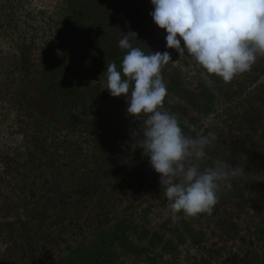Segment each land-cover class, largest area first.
Instances as JSON below:
<instances>
[{"label":"trees","instance_id":"trees-1","mask_svg":"<svg viewBox=\"0 0 264 264\" xmlns=\"http://www.w3.org/2000/svg\"><path fill=\"white\" fill-rule=\"evenodd\" d=\"M153 8L56 0L16 37L2 100L19 142L0 152V264H264V57L225 82L167 47ZM125 35L170 53L162 109L187 135L215 136L201 168L238 169L211 214L171 211L141 148L144 118L106 89Z\"/></svg>","mask_w":264,"mask_h":264},{"label":"clouds","instance_id":"clouds-1","mask_svg":"<svg viewBox=\"0 0 264 264\" xmlns=\"http://www.w3.org/2000/svg\"><path fill=\"white\" fill-rule=\"evenodd\" d=\"M155 24L167 32L169 49L188 54L207 73L232 81L264 57V0H151ZM183 42V46H182ZM127 50L121 66L108 63L107 90L125 97L127 113L143 119L141 148L173 213L211 214L222 187L231 188L238 169L216 160L201 168L206 149L215 140L193 129L187 135L175 114L162 109L167 87L162 68L172 60L169 52L146 54L127 35L119 41ZM138 131L134 132L135 136Z\"/></svg>","mask_w":264,"mask_h":264},{"label":"rangeland","instance_id":"rangeland-1","mask_svg":"<svg viewBox=\"0 0 264 264\" xmlns=\"http://www.w3.org/2000/svg\"><path fill=\"white\" fill-rule=\"evenodd\" d=\"M56 0H0V152L6 147H13L19 142V136L12 126L13 113L6 109L9 104L2 99L8 85L16 77L15 39L21 33L28 32V25L41 22L44 14L40 9L50 7ZM151 6V5H150ZM154 8L152 9V11ZM159 28V26H158ZM159 33L166 38L167 32L159 28ZM8 98V96H7ZM2 107L4 113H2ZM2 243L0 241V251Z\"/></svg>","mask_w":264,"mask_h":264}]
</instances>
